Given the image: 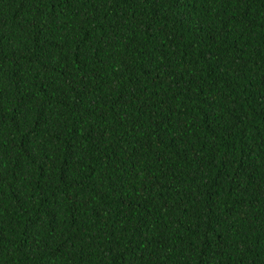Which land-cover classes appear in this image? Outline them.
I'll return each instance as SVG.
<instances>
[{
    "label": "trees",
    "instance_id": "16d2710c",
    "mask_svg": "<svg viewBox=\"0 0 264 264\" xmlns=\"http://www.w3.org/2000/svg\"><path fill=\"white\" fill-rule=\"evenodd\" d=\"M0 264H264V0H0Z\"/></svg>",
    "mask_w": 264,
    "mask_h": 264
}]
</instances>
